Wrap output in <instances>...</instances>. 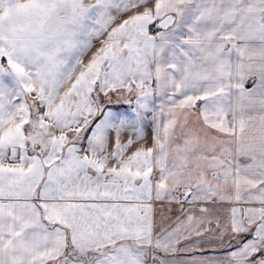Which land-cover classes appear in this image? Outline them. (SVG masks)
Returning a JSON list of instances; mask_svg holds the SVG:
<instances>
[{"label":"snow or ice","instance_id":"1","mask_svg":"<svg viewBox=\"0 0 264 264\" xmlns=\"http://www.w3.org/2000/svg\"><path fill=\"white\" fill-rule=\"evenodd\" d=\"M0 264H264V0H0Z\"/></svg>","mask_w":264,"mask_h":264}]
</instances>
